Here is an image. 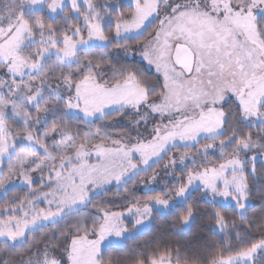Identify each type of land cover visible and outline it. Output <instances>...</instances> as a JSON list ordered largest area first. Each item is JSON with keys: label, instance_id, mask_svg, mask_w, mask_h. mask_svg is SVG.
<instances>
[{"label": "snow or ice", "instance_id": "6c2138e0", "mask_svg": "<svg viewBox=\"0 0 264 264\" xmlns=\"http://www.w3.org/2000/svg\"><path fill=\"white\" fill-rule=\"evenodd\" d=\"M0 264H264V0H0Z\"/></svg>", "mask_w": 264, "mask_h": 264}, {"label": "trees", "instance_id": "16d2710c", "mask_svg": "<svg viewBox=\"0 0 264 264\" xmlns=\"http://www.w3.org/2000/svg\"><path fill=\"white\" fill-rule=\"evenodd\" d=\"M252 203H253V206H254V207H257V206H258V202H255V201H254V202H252Z\"/></svg>", "mask_w": 264, "mask_h": 264}]
</instances>
